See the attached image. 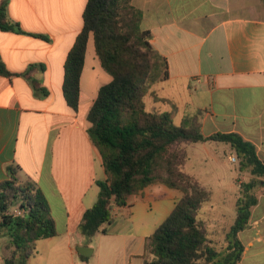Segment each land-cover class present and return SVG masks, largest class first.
Returning a JSON list of instances; mask_svg holds the SVG:
<instances>
[{
  "label": "crops",
  "instance_id": "0c3cea01",
  "mask_svg": "<svg viewBox=\"0 0 264 264\" xmlns=\"http://www.w3.org/2000/svg\"><path fill=\"white\" fill-rule=\"evenodd\" d=\"M87 1L9 0L14 21L27 32L47 35L50 40L0 30V57L6 67L22 72L32 63L44 64V70L37 68L32 74L49 90L47 96L36 95L25 77L0 74V181L8 178L9 165L18 168L21 179L36 181L50 203L57 227L62 221L58 235L78 229L83 213L98 198L97 179L106 178L102 157L88 133L91 123L87 115L100 87L112 76L101 64L93 37L88 43L78 111L68 105L63 91L65 62L83 28ZM133 4L143 12L142 28L151 32V44L169 64V77L154 83L146 96L170 103L173 120L176 115L181 123L201 111L205 135L238 132L256 145L264 160V0H133ZM89 66L93 72L85 81ZM163 81L171 82V89L157 93ZM155 109L166 108L155 105ZM229 150L236 155L225 142H193L188 145L185 170L204 186L208 185L204 180L232 178L234 173L227 175L222 157ZM152 190L148 186L142 193L130 195L126 206H115L114 221L115 211L121 208L135 209L141 204L147 209L161 206V200H174L168 216L182 197L176 188L163 189L165 198H157ZM257 205L252 207L251 229L264 221V209L256 211ZM247 229L239 233L245 251L237 264H243L251 247L254 264H264V241L252 231L248 241L243 240ZM154 231L137 235L141 244L135 249L131 237H110L103 255H117L122 250L124 263L144 264L146 239Z\"/></svg>",
  "mask_w": 264,
  "mask_h": 264
},
{
  "label": "trees",
  "instance_id": "16d2710c",
  "mask_svg": "<svg viewBox=\"0 0 264 264\" xmlns=\"http://www.w3.org/2000/svg\"><path fill=\"white\" fill-rule=\"evenodd\" d=\"M9 0L0 4V30L26 33L50 40L44 34L27 32L8 11ZM84 25L65 62L63 91L75 111L80 108L81 78L88 43L94 38L95 50L112 80L99 89L87 119L88 133L102 157L106 178L97 179L98 198L83 213L79 230L86 236L107 233L105 224L114 221L115 206H126L128 197L162 182L184 194L170 214L149 235L144 264H237L245 244L239 233L250 225L252 207L259 198L251 181L241 184L236 201V218L226 234L227 245L218 250L210 241L199 210L212 195L197 177L185 170L189 153L184 143L216 140L225 142L240 158L241 170L264 176V160L256 145L238 132L205 135L201 111L175 124L171 112L146 108L150 85L169 77L165 56L150 42L151 32L142 28L143 12L133 0H88ZM45 65L30 64L22 72L9 70L0 57V74L23 76L36 95L49 90L32 72ZM8 178L0 181V234L7 235L10 255L4 264H28L36 255V241L59 234L50 203L36 181L22 180L18 168L7 167ZM152 255L151 259L147 254ZM82 256V255H81ZM84 260L87 257L82 256Z\"/></svg>",
  "mask_w": 264,
  "mask_h": 264
},
{
  "label": "rangeland",
  "instance_id": "374dc122",
  "mask_svg": "<svg viewBox=\"0 0 264 264\" xmlns=\"http://www.w3.org/2000/svg\"><path fill=\"white\" fill-rule=\"evenodd\" d=\"M88 60L90 65L92 54H89ZM88 71L89 72L85 75V81L89 80L93 69L89 66ZM152 85L149 86L147 94ZM170 89L171 82L163 81L157 93L166 94ZM154 97L155 96H145V104L148 110L157 112L155 111V105H161L166 109L160 112H172V106L170 103L162 104L154 102ZM174 122L177 125L182 124L176 115ZM189 144L191 143H184L182 144V147L187 148L188 150ZM192 152L190 154L193 156ZM232 155H234V153L229 150L226 154H223L222 157L226 161V165L224 166L225 172L227 175L228 173H234V176L232 178L226 177L224 180L220 181L204 180L208 185L203 186L211 190L212 195L211 198L203 204L198 213L199 219L204 222L211 243L218 250L223 249L227 245L226 234L236 218V201L241 194L240 189L243 182L251 181L255 184L254 192L259 198L256 211H258V209H264V184L261 183L264 181V176L253 175L250 170H241L240 158L236 154L237 161L233 162L231 160ZM97 171L102 175L103 170L99 165ZM200 184L202 185L201 182ZM150 187L151 189H154L152 191L156 194L155 196L157 198H165L167 195L163 189L168 188V186L162 182L153 183ZM181 193L183 196L184 193L182 191ZM164 201L161 200V206L153 205V207H148L147 209L141 207L142 205L140 204L137 205L135 209L121 208L120 210L115 211V221L112 224L104 225L108 230L107 233L100 231L94 236H86L82 234L78 228L69 235L62 234L56 235L53 238L39 239L36 241V255L29 260L28 264H86L78 250L79 247L85 246L86 244H89L90 248L94 250V253L86 260L89 264H107V260L115 261V264H128L126 262L124 263L122 250L118 252L117 255L111 254L106 257L103 255V248L107 239L110 237L126 235V237H131V239H133L131 248H137L139 244H141L140 238L137 235L148 234L155 230V228H157L166 218L167 212L172 208L174 200H170L166 203ZM165 204L168 205L166 208L164 207ZM255 207L256 206H254L253 209H255ZM57 228L59 232H62V221ZM251 231L264 241V221L263 224H259L256 228L251 229V226L248 227L246 233L243 235V240L246 241V237L249 239ZM133 235L135 236L133 237ZM8 241L9 237L7 235L0 234V264H4L5 257L10 255L9 250L6 247ZM120 244L123 246V243ZM253 252L254 247L248 249L246 254L247 259L243 260V264H254L252 258ZM151 257L152 255L148 253L147 258L151 259ZM132 264H136V261H133Z\"/></svg>",
  "mask_w": 264,
  "mask_h": 264
},
{
  "label": "water",
  "instance_id": "95a60500",
  "mask_svg": "<svg viewBox=\"0 0 264 264\" xmlns=\"http://www.w3.org/2000/svg\"><path fill=\"white\" fill-rule=\"evenodd\" d=\"M262 183L264 184V181H262ZM78 250H79V253L85 257H88L93 253V249L87 246H81L79 247Z\"/></svg>",
  "mask_w": 264,
  "mask_h": 264
},
{
  "label": "built area",
  "instance_id": "2783aa9c",
  "mask_svg": "<svg viewBox=\"0 0 264 264\" xmlns=\"http://www.w3.org/2000/svg\"><path fill=\"white\" fill-rule=\"evenodd\" d=\"M231 160H232L233 162H236V161H237V156H236V155L231 156Z\"/></svg>",
  "mask_w": 264,
  "mask_h": 264
}]
</instances>
